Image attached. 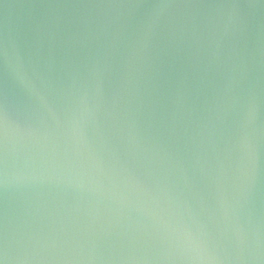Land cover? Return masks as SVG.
Returning a JSON list of instances; mask_svg holds the SVG:
<instances>
[{"label": "water", "instance_id": "1", "mask_svg": "<svg viewBox=\"0 0 264 264\" xmlns=\"http://www.w3.org/2000/svg\"><path fill=\"white\" fill-rule=\"evenodd\" d=\"M3 264H264V0H0Z\"/></svg>", "mask_w": 264, "mask_h": 264}, {"label": "snow or ice", "instance_id": "2", "mask_svg": "<svg viewBox=\"0 0 264 264\" xmlns=\"http://www.w3.org/2000/svg\"><path fill=\"white\" fill-rule=\"evenodd\" d=\"M0 264H3V261L2 260H0Z\"/></svg>", "mask_w": 264, "mask_h": 264}]
</instances>
